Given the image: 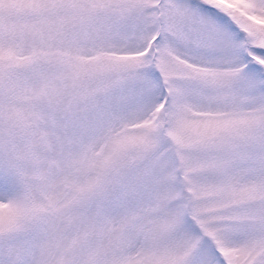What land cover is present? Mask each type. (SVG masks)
Masks as SVG:
<instances>
[{"label":"snow or ice","instance_id":"obj_1","mask_svg":"<svg viewBox=\"0 0 264 264\" xmlns=\"http://www.w3.org/2000/svg\"><path fill=\"white\" fill-rule=\"evenodd\" d=\"M0 264H264V0H0Z\"/></svg>","mask_w":264,"mask_h":264}]
</instances>
